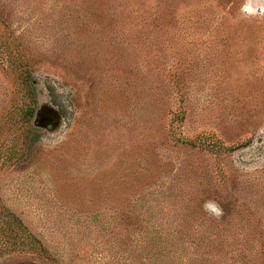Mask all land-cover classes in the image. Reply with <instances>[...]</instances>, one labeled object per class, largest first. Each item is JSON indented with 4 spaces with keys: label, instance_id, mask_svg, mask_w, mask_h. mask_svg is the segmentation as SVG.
Here are the masks:
<instances>
[{
    "label": "rangeland",
    "instance_id": "374dc122",
    "mask_svg": "<svg viewBox=\"0 0 264 264\" xmlns=\"http://www.w3.org/2000/svg\"><path fill=\"white\" fill-rule=\"evenodd\" d=\"M248 5L264 0H0V264H264ZM11 212L46 252L8 248Z\"/></svg>",
    "mask_w": 264,
    "mask_h": 264
},
{
    "label": "trees",
    "instance_id": "16d2710c",
    "mask_svg": "<svg viewBox=\"0 0 264 264\" xmlns=\"http://www.w3.org/2000/svg\"><path fill=\"white\" fill-rule=\"evenodd\" d=\"M26 72L25 83L28 87L31 104L23 111L21 119L26 123H30L37 110L38 94L34 86V75L28 68ZM36 138L39 139L40 135L37 134ZM3 212L4 211L0 208V213ZM1 231H3L7 241L12 242L11 247H8L10 249L19 250L21 252L31 250L44 253L47 251L40 239L32 233L24 221L13 212L9 213V218L6 216Z\"/></svg>",
    "mask_w": 264,
    "mask_h": 264
},
{
    "label": "clouds",
    "instance_id": "9594fccd",
    "mask_svg": "<svg viewBox=\"0 0 264 264\" xmlns=\"http://www.w3.org/2000/svg\"><path fill=\"white\" fill-rule=\"evenodd\" d=\"M244 11L252 15L264 14V6L257 5L256 7H253L251 5H248L245 7ZM205 207L211 208L213 211H216L217 214H219V210L214 204L208 203L205 205Z\"/></svg>",
    "mask_w": 264,
    "mask_h": 264
}]
</instances>
